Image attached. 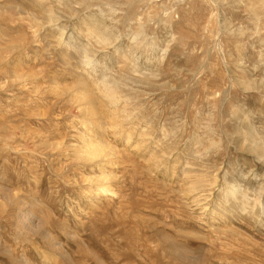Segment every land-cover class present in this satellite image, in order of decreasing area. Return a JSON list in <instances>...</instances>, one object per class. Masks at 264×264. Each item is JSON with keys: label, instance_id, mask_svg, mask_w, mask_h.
Returning <instances> with one entry per match:
<instances>
[{"label": "rangeland", "instance_id": "obj_1", "mask_svg": "<svg viewBox=\"0 0 264 264\" xmlns=\"http://www.w3.org/2000/svg\"><path fill=\"white\" fill-rule=\"evenodd\" d=\"M0 34L21 46L0 63V264H264V204L241 210L226 192L264 193V163L245 143L248 130L264 141V0H0ZM127 75L151 81L133 93L150 120L134 131L99 107L120 155L95 208L85 194L103 176L73 161L72 144L101 124L84 130L72 97Z\"/></svg>", "mask_w": 264, "mask_h": 264}, {"label": "bare ground", "instance_id": "obj_2", "mask_svg": "<svg viewBox=\"0 0 264 264\" xmlns=\"http://www.w3.org/2000/svg\"><path fill=\"white\" fill-rule=\"evenodd\" d=\"M247 2V1H246ZM237 3H239V2H237ZM9 9V8H8ZM51 9L52 8H50V15L49 16H51L52 14H53V12L51 11ZM114 10V9H113ZM118 11V10H117ZM52 12V13H51ZM114 12V11H113ZM127 13V12H126ZM255 15H256V13L255 12H253ZM55 14V13H54ZM52 15V16H55V15ZM115 14H116V12H115ZM17 15L18 16H20V17H24L23 15H24V13H23V9L21 10V9H18V11H17ZM120 15V14H119ZM116 16V15H115ZM125 16V15H124ZM5 17V16H4ZM19 20H20V18H19ZM22 20V19H21ZM127 21V20H126ZM132 21V20H131ZM48 22H49V24L50 23H53V25H54V23L55 22H57V19H55V21H54V18L52 17V18H50L49 17V20H48ZM259 22V21H258ZM129 23V22H128ZM127 23V24H128ZM38 24V23H37ZM43 25H45V24H43ZM51 25V24H50ZM42 26V25H41ZM56 26V25H55ZM22 27V26H21ZM20 26H19V29L21 28ZM22 29V28H21ZM43 29H45V28H43ZM231 29V28H230ZM91 30V29H90ZM86 31H87V29H86ZM85 31V32H86ZM92 31V30H91ZM229 31V30H228ZM234 31V30H233ZM19 32V31H18ZM95 33V32H94ZM101 33V32H100ZM100 33H96L97 35H96V43H100V44H102V45H104V46H111V43H112V41H111V39H108L107 38V36H105L104 34H102V35H100ZM140 33H142V32H139L138 34H140ZM236 33V32H235ZM88 34V33H87ZM93 34V33H92ZM240 34H243V33H240ZM1 35V34H0ZM90 35V34H89ZM142 35V34H141ZM140 35V36H141ZM239 35V34H238ZM2 36V35H1ZM7 36V35H6ZM6 36H5V39H7L6 38ZM93 36V35H92ZM140 36H136L137 38H139ZM143 36H145V35H143ZM143 36H141V37H143ZM148 36V35H147ZM2 37H4V36H2ZM8 37V36H7ZM64 37V36H63ZM88 37H90V36H88ZM87 37V38H88ZM93 37H95V36H93ZM92 37V38H93ZM109 37H112V36H109ZM146 37V36H145ZM62 38V37H61ZM150 38V37H149ZM149 38H147L148 40H149ZM22 39V38H21ZM27 39V38H26ZM59 38H57L56 40H58ZM63 39V38H62ZM61 39V40H62ZM135 39V38H134ZM143 38H141V40H142ZM151 39V38H150ZM152 39H154V38H152ZM151 39V41H154V40H152ZM15 40V39H14ZM60 39H59V41H61ZM144 40V39H143ZM143 40L142 41H140L141 42V45L140 46H142V45H144V44H142V42H143ZM2 39L0 38V63H3V62H5L4 60H5V54H8V55H11L12 53H18V51L21 49V46L19 45L20 44V40H17V41H13L12 39H11V41L9 42V41H6L5 40V42H3L2 43ZM22 41H24V40H22ZM116 41V40H115ZM150 40L148 41L149 42V44L147 43V45H148V47L146 46V48H150L151 49V47H150V42H151ZM7 42H9V43H7ZM25 42V41H24ZM24 42H22V43H24ZM62 42V41H61ZM154 42H156V41H154ZM19 43V44H18ZM26 43V42H25ZM56 43H58V42H56ZM139 43V42H138ZM157 44V43H156ZM155 44V45H156ZM24 45V44H23ZM22 45V46H23ZM56 45H58V44H56ZM60 45H62V43H60ZM99 45V44H98ZM139 44H137V46H138ZM153 45V47H154V44H151V46ZM117 46V45H116ZM136 46V48L135 49H140L139 47H137ZM145 46V45H144ZM143 46V47H144ZM62 47V46H61ZM85 47V46H84ZM57 48H58V46H57ZM99 48V47H98ZM102 48H104V47H102ZM101 47H100V49H102ZM117 49H118V47H116ZM116 48H115V50H116ZM145 48V47H144ZM145 48V49H146ZM58 49H60V46H59V48ZM73 49V48H72ZM85 49V48H84ZM82 50L81 51V53H85V55H86V52H87V46H86V49L85 50ZM90 49H91V47H90ZM93 49V48H92ZM97 49V48H96ZM135 49H133V50H135ZM155 49V48H154ZM153 49V50H154ZM76 50V49H75ZM94 50V49H93ZM99 50V49H98ZM123 50H124V48L122 49V52H123ZM141 50V49H140ZM139 50V51H140ZM147 50V52H148V49H146ZM92 51V50H91ZM102 51V50H101ZM117 51V50H116ZM130 51V50H129ZM129 51L127 52L128 54H129ZM132 51V50H131ZM142 51V50H141ZM144 51V50H143ZM156 51V50H155ZM118 52H120V50H118ZM117 52V53H118ZM79 53V52H78ZM90 53V52H89ZM92 53H94V52H92ZM91 53V54H92ZM140 53V52H139ZM142 53V52H141ZM88 54V53H87ZM98 54V53H97ZM123 54V53H122ZM145 54V53H144ZM147 54V53H146ZM18 56L15 58L16 60H17V58H19V56H21V53H20V55H19V53L17 54ZM78 55H82V54H78ZM126 55V54H125ZM150 55H151V53H150ZM153 55H155L154 53H153ZM14 56V55H13ZM23 56V55H22ZM66 56H68V55H66ZM65 56V57H66ZM91 57H96L97 55H95V56H93V55H90ZM127 56V55H126ZM130 55H128V57H129ZM135 57L134 56V54L133 55H131L130 56V58L131 57ZM140 56V55H139ZM146 56H148V55H146ZM146 56H144L145 58H146ZM152 56V55H151ZM64 57V56H63ZM89 57V56H88ZM88 57H87V59H88ZM123 57V56H122ZM137 57V56H136ZM135 57V58H136ZM8 58V57H7ZM68 58V57H67ZM70 58V57H69ZM68 58V59H69ZM73 58V57H72ZM80 58V57H79ZM148 58V57H147ZM81 59V58H80ZM97 59V58H96ZM89 60V59H88ZM91 60V59H90ZM135 60V59H134ZM146 60V59H145ZM149 60V59H148ZM14 61V60H13ZM23 61V60H22ZM22 61H20V62H22ZM83 61H84V59H83ZM82 61V62H83ZM126 61H128V59L126 60ZM15 62V61H14ZM20 62H17V63H19V64H21ZM88 62V61H87ZM90 62H92V60L90 61ZM97 62V61H96ZM124 62H125V58H124ZM150 62V61H149ZM153 62V61H152ZM7 63V62H6ZM9 63V66H10V62H8ZM16 63V65L18 66L19 64H17ZM84 63H86V62H84ZM95 63V62H94ZM125 63H128V62H125ZM131 63H133V62H131ZM135 63H138V62H135ZM128 64H130V60H129V63ZM128 64H127V66H128ZM15 64H14V66H16ZM84 65V64H83ZM85 65H87V64H85ZM131 65H133V64H130V67L132 68V66ZM134 65H136V64H134ZM24 66V65H23ZM93 66V65H92ZM137 66V65H136ZM135 66V67H136ZM1 67V66H0ZM3 67V66H2ZM5 67V66H4ZM90 67H91V65H90ZM6 68H7V66H6ZM21 68V67H20ZM25 68V67H24ZM92 68V67H91ZM133 68H134V66H133ZM132 68V69H133ZM138 67H136V69H137ZM4 69V68H3ZM15 69V68H14ZM32 69V68H31ZM130 69V68H129ZM132 69H131V71H132ZM18 70V69H17ZM85 70V69H84ZM90 70V69H89ZM4 71H6V70H4ZM10 71V70H9ZM136 71V72H135ZM134 71V69H133V72L132 73H137L138 71H139V69H137V70H135ZM148 71V70H147ZM149 71H151V70H149ZM85 72H88V71H86L85 70ZM154 72H156L155 70H154ZM7 72H5V74H6ZM10 73V72H9ZM21 73H25V71L24 72H21ZM141 73V71L139 72V73H137V74H140ZM147 73V72H146ZM150 73H152V71L150 72ZM16 75H15V78L18 80V81H20L23 77H21V75H17V72L15 73ZM27 74H29V73H26L25 75H26V77L27 78H30V76L31 75H33V74H30L29 76H27ZM94 74V73H93ZM141 74H143V73H141ZM7 75V74H6ZM88 75H89V73H88ZM136 75V74H135ZM150 75V74H149ZM148 75V76H149ZM152 75V74H151ZM150 75V76H151ZM154 75V74H153ZM9 76V75H8ZM22 76H24V75H22ZM155 76V75H154ZM122 78L120 79V80H123V81H125V82H127V84H125L124 82H121L120 80H117V79H115V80H113V81H111L110 79H108V78H102V79H104V80H102V84L101 85H99L97 88V96H93V94H91L90 92H89V90L87 89V90H82L83 91V94L82 95H79V97L77 98L76 96H74V97H72V103L73 104H77L78 105V107H79V109L78 110H80L79 112H81V113H83V115L82 116H84L83 118L84 119H86L85 120V123H86V125H85V128H84V130L85 129H87V124L89 123V124H91V123H96V124H101L100 125V127H99V130H98V132H96V133H92L93 131L92 130H88V131H86L87 132V134L86 133H81V135H80V139H81V141H82V143H80V144H75L74 146H73V144H72V155H73V161H76L77 163H83V164H85V165H87V164H92V166L96 169V170H98L101 174H102V176H103V179L104 180H97V181H92V184L94 183L97 187H98V189L99 190H97L98 192H96L95 194H87V192H86V194H85V197H86V200H87V202L88 203H90V204H92L93 205V207H95L96 208V206H101V205H103L104 204V200H107V198H108V195H104V192H106L110 187H108V185L109 184H111V181H116V178L114 179V177H112V176H110V173H108V170H107V168L109 167V165L111 164V160H112V158H115L116 156H118V155H120V152H118L115 148H113V147H111L110 145H109V143L108 142H106V140H103V137L101 136L102 135V133H104V130H103V126L105 125V124H103V116H102V114H101V111H100V109H99V107H102V106H105V105H107L108 107H110V108H113L114 107V110L115 111H118V112H123L122 113V115H120L119 116V118H117L120 122H122V123H128V124H132V126L134 127V131H136V127L137 126H141L142 124H144V125H142V126H145L146 124H147V122H146V118H147V120L149 119V114L150 113H148L147 112V110H145V109H139V107L141 106V104L139 103V100H137V96L135 95H133V93L134 92H137L136 91V88H135V86L136 85H145V84H148L147 83V81L148 82H151V81H149V78L148 77H133V75L132 76H130V75H127V76H121ZM156 77V76H155ZM6 78V77H5ZM11 78V77H10ZM9 79V78H8ZM24 79V78H23ZM33 79V78H32ZM10 80H13V78L12 79H10ZM15 80V79H14ZM13 80V81H14ZM24 82H26V81H24ZM85 82V81H84ZM260 82V81H259ZM27 83V82H26ZM34 83V82H33ZM16 84H18V83H16ZM19 84H21L20 82H19ZM242 84V86L244 87V89L247 91H251L252 89L254 90L255 89V87H252V86H250V83H247V82H244V83H241ZM22 85V84H21ZM24 85V84H23ZM22 85V86H23ZM149 85V84H148ZM259 85V84H258ZM15 86H17V85H15ZM14 86V87H15ZM20 87V86H19ZM23 87H25V85L23 86ZM260 87H261V89H263L264 88V81H262V82H260ZM22 88V87H21ZM257 88V87H256ZM13 89V88H12ZM258 89V88H257ZM11 90V89H10ZM15 90V89H14ZM140 91H141V89H139ZM8 91V90H7ZM13 91V90H12ZM143 91V90H142ZM82 93V92H81ZM145 93V92H144ZM78 94H80V93H78ZM136 94H138V93H136ZM140 96V95H139ZM142 97H143V95H141ZM140 96V97H141ZM146 96H147V94H146ZM14 99V98H13ZM97 104H99V105H97ZM119 104H121V106H122V108L119 106ZM143 105V104H142ZM125 112V113H124ZM120 114V113H119ZM136 114H137V116H139L140 118L138 119L137 117H136ZM136 118V119H135ZM117 120V121H118ZM150 120V119H149ZM196 122H198V121H196ZM116 124H117V122H115ZM121 123V124H122ZM204 123V122H203ZM119 124V123H118ZM149 124V123H148ZM210 124V123H209ZM184 125H185V123H184ZM150 127L152 126V125H149ZM148 127V126H147ZM122 128H123V126H122ZM131 128V127H130ZM139 128V127H138ZM137 128V129H138ZM154 128V127H153ZM160 128V127H159ZM142 129V128H141ZM152 129V128H151ZM165 129V128H164ZM163 129V130H164ZM249 129V128H248ZM123 130V129H122ZM132 130V132H134ZM166 130V129H165ZM163 131V132H167V130L166 131ZM182 130V129H181ZM181 130H179V131H181ZM144 131H146V130H144ZM144 131H142L141 133H143V134H141L142 135V138L143 137H145L146 136V134H144ZM178 131V130H177ZM127 132V131H126ZM159 132V131H158ZM162 132V133H163ZM131 132H129V134L126 136V138H125V141H126V144L128 145L129 144V142L131 141V139H132V136H131V134H130ZM182 133V132H181ZM180 133V135H182ZM167 134V133H166ZM165 135V133L163 134V136ZM172 135V134H171ZM174 135L176 136V138H177V136L178 135H176L175 133H174ZM259 134H257V133H255V132H253V130L251 131V130H248V133L246 134V136H245V138H246V144L248 143V145L247 146H249V149L247 150L249 153H252L253 154V156H255L260 162H262V163H264V141L262 140V139H258V136ZM173 136V135H172ZM207 136V135H206ZM168 137H170V135H168ZM179 137V136H178ZM194 137H196V136H194ZM164 138V137H163ZM172 138H174V137H172ZM171 138V139H172ZM244 138V139H245ZM166 140L168 139L167 137L165 138ZM164 139V140H165ZM178 139V138H177ZM165 140V141H166ZM175 140V139H174ZM173 140V141H174ZM74 141V140H73ZM171 141V140H170ZM171 142V143H174V142ZM164 143H166V142H164ZM63 144V143H62ZM110 144H112V143H110ZM138 144V143H137ZM142 143H140L139 145H137V146H139V147H137V146H135V147H137L138 148V150H140L141 149V147H140V145H141ZM59 146V145H58ZM147 145H145V147H146ZM118 149V148H117ZM122 160V159H121ZM115 164L116 163H118L120 160L118 159V160H116L115 159ZM113 163V162H112ZM114 164V165H115ZM112 165V164H111ZM83 166V165H82ZM91 166V167H92ZM124 166V165H123ZM126 166V165H125ZM113 171V170H112ZM183 173L185 174V170H183ZM113 174V173H112ZM173 176V175H172ZM242 176V175H241ZM101 177V176H100ZM239 177V176H238ZM243 177V176H242ZM92 178V177H91ZM94 178V177H93ZM225 182V181H224ZM226 184H228V183H226ZM233 184V183H232ZM112 187V186H111ZM89 188H91V187H89ZM111 189V188H110ZM92 190V189H91ZM192 190V189H191ZM242 190V187H241V185L239 184V183H236L235 182V184H233V185H231L230 187H229V190H226V192L228 191V195H229V197H231V199H235V200H237V207L239 208V209H241V210H249V211H251V212H253L254 211V209L256 208V207H258V206H262L263 204H264V197H263V190L262 189H259L258 190V192H257V188H256V193H254L253 194V196L252 195H250L249 193H247V192H242L241 191ZM248 190V189H247ZM110 191V190H109ZM244 191V190H243ZM225 192V193H226ZM254 192V191H253ZM110 193V192H109ZM227 194V193H226ZM104 195V196H103ZM15 197V196H14ZM19 201V200H18ZM108 201V200H107ZM12 202L14 203V204H17L16 202H17V200H16V198H12ZM109 204V203H108ZM112 204V203H111ZM18 205V204H17ZM108 206V205H107ZM111 206V205H110ZM109 206V207H110ZM264 206V205H263ZM105 207V206H104ZM106 208V207H105ZM262 209H263V212H264V207H262ZM105 211V210H104ZM19 215V214H18ZM17 215V216H18ZM25 220H27L26 218H24L23 217V215H20V223H21V226H20V231H19V233H18V235H21L20 237H18V239L20 240V241H22V242H25L26 240H28V236L27 235H24L23 236V233H24V230L26 229V231H28V227H27V224L24 222ZM19 222V221H18ZM31 223V222H30ZM17 226V225H16ZM27 233V232H26ZM25 234V233H24ZM20 244H21V242H20ZM23 244V243H22ZM44 256H46V255H44ZM13 261H15V262H17L18 260V258H13V256H12V258H11ZM25 260H27V259H25ZM48 260H51V259H48V258H46V257H44V263L45 262H49ZM18 262H20V261H18ZM16 263V264H20V263ZM22 262V261H21ZM23 263H24V261H23ZM53 263V262H52Z\"/></svg>", "mask_w": 264, "mask_h": 264}]
</instances>
